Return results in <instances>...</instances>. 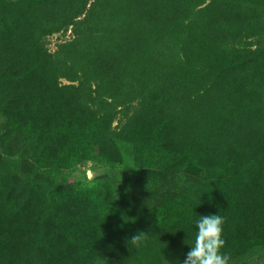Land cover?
I'll list each match as a JSON object with an SVG mask.
<instances>
[{
    "label": "trees",
    "instance_id": "trees-1",
    "mask_svg": "<svg viewBox=\"0 0 264 264\" xmlns=\"http://www.w3.org/2000/svg\"><path fill=\"white\" fill-rule=\"evenodd\" d=\"M11 1L0 0V6L12 7L20 13L18 20L12 18L13 12H10L0 23V134L6 133L10 124L18 127L25 123L35 130L34 121L50 119H54L53 130L66 133L69 129L67 125L78 119L77 123L74 122L81 134L78 141L68 143V139L61 138L54 141V148L42 147L48 150L50 159L63 156L76 163L86 156H95L103 163L114 158L117 165L123 166H129L126 162H130L121 161L125 149H133L137 133L142 134L145 129V121L139 117L138 130L131 136L128 126L141 114L134 111L131 117L127 116L124 120L128 115L127 109L134 100H142L150 85H156L157 81L162 84L164 72L140 77L135 72H129L134 75L129 74L127 68L128 74L116 72L114 58L108 55H117L118 64V50L115 45L112 46L115 51L106 49L110 40L119 38L121 34L118 32L111 36V31L106 34L107 26L118 22V28L129 30L128 17L125 16L129 11L134 15L132 20L158 13L170 29L177 18L185 17L184 42H200L195 55L205 59V62L214 63V67L208 83H198L192 62L186 57L178 58L182 59L179 63L183 69L189 68L193 73L190 88L182 79L165 83L166 88L176 91L181 97L185 95L189 100L179 107L180 118L201 114L207 107L233 103L225 99L222 90L227 79L235 77L240 61L234 54L222 56L213 44L225 36L231 40L241 36L242 31L253 24L258 30L264 6L262 0H131L128 6L119 10L120 5L115 4V0H29V4H35L31 12L33 15L23 26L21 17L24 10L12 5ZM26 9L30 11L31 7ZM69 27L74 38L60 44L55 55L47 52L44 38ZM213 27L221 29L223 35H211ZM18 37V45L14 46ZM190 50L188 48L189 53ZM210 51L213 53L211 59L205 55ZM258 72L261 74V69ZM90 73L97 76L90 77ZM106 73L110 75L106 76ZM59 77L77 83L60 86L57 84ZM259 78L260 89L264 92V74ZM90 82H93L92 86ZM192 87L195 90L190 93L188 89ZM58 95L66 100L62 101ZM259 108L264 110L263 96L260 97ZM118 115H122L123 123L119 128H113ZM235 118L240 121V116ZM58 119L66 120L63 128L56 122ZM191 139L187 130L174 139L188 152L183 164L194 160L196 155V144L193 145ZM52 142L45 143L50 146ZM213 143L214 151L226 148L222 142ZM95 145H102L104 149L108 147L111 155L101 153L103 150L98 153ZM175 151L180 154L181 150L177 148ZM235 168L239 174L245 170L241 165H235ZM31 169L36 176L27 181L21 178L15 181L14 177L0 179V200L8 208V238L16 239L14 250L25 253L23 260H17L20 264H37L31 262L33 256L42 264H125L127 260L135 264L139 261L141 264H182L197 232L195 219L218 211V205L214 203L204 213H196L181 197L175 201V198L169 197V202L162 200L151 205L155 221L149 231H138L120 221L114 226H110L111 223L102 226L108 219L103 222L100 212L110 204L105 196L96 195L93 191L87 194L82 190L77 207L70 209L72 197L46 193L43 187L45 180L39 176L40 170L32 164ZM201 171L206 176L224 172L223 166L209 172ZM245 174L240 176L235 186L227 182H218L213 186L216 200L230 197L234 199L231 206L238 204L241 207L240 218L235 216L237 207H231L229 221L224 222L223 238L226 243L222 252L230 255L229 264H264V187L246 197L244 192L250 181ZM19 207H24L22 212ZM249 219L258 225H251L254 221ZM139 232L147 234L139 247L127 243ZM19 241L21 246H31L33 254L29 255L28 251L21 249ZM37 242L46 246L35 253ZM13 253L8 247L5 259Z\"/></svg>",
    "mask_w": 264,
    "mask_h": 264
},
{
    "label": "rangeland",
    "instance_id": "rangeland-1",
    "mask_svg": "<svg viewBox=\"0 0 264 264\" xmlns=\"http://www.w3.org/2000/svg\"><path fill=\"white\" fill-rule=\"evenodd\" d=\"M28 1H11L12 5L24 10L21 17L23 26L33 15L31 12L35 4H29ZM262 1L264 3V0ZM5 2L7 3L8 0ZM129 2L131 0H115L114 3H118L119 10H122L125 5L128 6ZM25 3H27L26 8L31 7L30 11L24 8ZM9 8L0 6V23L10 12H13L12 18L18 20L20 13L12 7ZM165 11L168 12L167 9ZM125 16L128 17L126 22L129 24V30L118 28V22L109 24L106 30V34L111 31V36H115L118 32L121 34L119 38L110 40V46L106 49L115 51L112 48L115 45L118 50V64L115 58L117 55H108L114 58L113 65L116 72L121 75L135 72L139 77L152 72L154 74L164 72L163 83L157 81L156 85H150V88L144 92L142 100H134L127 109L128 115L124 120H127V116L131 117L134 111L141 114L128 126L131 136L136 134L132 132L138 130L139 117L143 118V122L145 121L144 133H137L133 149H125L122 155L121 161H130L126 162L129 166L117 165L114 158L108 162H99L95 156H86L76 163L66 160L63 156L50 159L49 152L43 149L44 147L47 149L56 147L54 141L57 142V139L61 140V138L68 139V143L79 140L80 130L74 125L78 119L73 120V124L67 125L69 129L66 133L53 130L54 119L38 120L34 121L35 130L25 123L18 127L10 124L7 132L0 134V179L8 180L12 177L15 181L19 178L25 181L32 179L35 175L31 169L32 164L34 168L40 170L39 176L41 175L45 180L43 187L46 193L53 192L55 196L65 194L67 198L72 197L70 209L75 210L76 203L79 202L80 194L83 192L89 194L93 191L95 194L103 195L110 204H107L105 210L100 212L103 222L106 221L104 219H108L102 226H107L109 223H111L110 226H114L120 221L134 226L138 231H149L155 221V213L152 212L151 205L162 200L169 202V197L175 198L174 201L181 197L196 213H204L215 203L216 206L218 205V211L215 214L222 215L226 222L229 221L230 208L237 207L235 216L237 219L240 218V205L231 206L234 199L230 197L225 200H216L213 186L218 182H227L235 186L240 176L247 171L245 176L250 182L244 192L246 197L264 187V110L259 108L260 97H264L259 78L264 74L262 66L264 64V6L258 30L253 24L247 27V30H243L244 33L241 36L232 40L225 36L223 40H217L213 44V46L216 44L222 56L234 54L240 61L235 70V77L227 79L222 90L225 99L232 100L233 103H224L220 107L216 105L207 107L201 114L195 113L180 118L178 109L189 100L185 95L181 97L176 91L166 88L165 83L182 79L190 88L193 73L189 68L183 69L179 63L182 59L178 58L186 57L188 58L186 60L192 62L191 66L193 65V70H196L198 83H208L214 63L205 62V59L195 55L200 42L189 44L184 42L186 39L183 28L185 17L177 18L170 29L165 26L158 13L142 18L140 16L135 20H132L134 15L131 11ZM223 30L227 32V29ZM211 31V35H223L221 29L213 27ZM73 38L72 29L69 27L67 30L46 36L43 41L44 48L55 55L60 44ZM18 40L19 37L13 43L14 46L18 45ZM188 48L191 49L190 53ZM212 54L210 51L205 55L211 59ZM58 58L60 59V56ZM259 69L262 71L261 74L258 72ZM110 73H106V76ZM89 75L97 76L96 73ZM149 81L150 79L148 83ZM74 83L77 82L64 77H59L57 82L60 86ZM90 84L92 86L93 82ZM188 90L192 93L195 89L192 87ZM57 97L62 101L66 100L60 95ZM237 115L240 116V121L236 120ZM58 120L56 122H59L58 125L63 128L66 120ZM122 123V115H118L113 122V128H119ZM185 130L192 138L193 145L196 144L194 146L196 155L194 160H188L183 164L188 152L178 146L174 139L181 136ZM70 131L73 133H69ZM51 141L53 142L50 146L45 143ZM213 141L222 142L221 144L226 148L214 151ZM101 146H96L98 153L103 150L101 153L111 155L107 146L106 149ZM177 148L181 150L180 154L175 151ZM234 163L245 168L242 174L237 173ZM220 166H223L224 172L215 176H206L201 171L209 172ZM81 198L85 199V197ZM1 202L3 201L0 200V264H20L17 260L18 258L23 260L22 255L25 253L14 250L16 239L8 238L6 222L8 208L6 203ZM23 208L19 207L20 212ZM251 225H258V223L254 221ZM18 243L21 246V241ZM45 246V243L37 242L35 253ZM8 247L14 253L5 259L4 254L8 251ZM22 248L28 251L29 255L33 254L31 246L22 245ZM30 260L33 263L42 264V261H38L35 256ZM125 264H135V262L130 263L127 260ZM138 264H141L140 261Z\"/></svg>",
    "mask_w": 264,
    "mask_h": 264
},
{
    "label": "clouds",
    "instance_id": "clouds-1",
    "mask_svg": "<svg viewBox=\"0 0 264 264\" xmlns=\"http://www.w3.org/2000/svg\"><path fill=\"white\" fill-rule=\"evenodd\" d=\"M224 222L225 219L220 214L202 215L196 218L197 232L182 264H229L230 255L222 252L226 243L223 238ZM146 237V233L139 232L127 243L139 247Z\"/></svg>",
    "mask_w": 264,
    "mask_h": 264
}]
</instances>
